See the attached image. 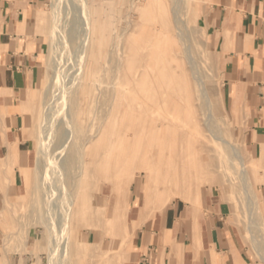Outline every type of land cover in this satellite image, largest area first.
Wrapping results in <instances>:
<instances>
[{
  "label": "rangeland",
  "instance_id": "374dc122",
  "mask_svg": "<svg viewBox=\"0 0 264 264\" xmlns=\"http://www.w3.org/2000/svg\"><path fill=\"white\" fill-rule=\"evenodd\" d=\"M86 1L39 0V10L43 11L45 20L39 26L38 33L47 46L37 86L20 112L23 119L20 128L13 130L14 137L8 138L9 141L15 140L16 144L8 142L4 135L6 130H12V125L8 124L5 116L0 120V264H49V243L57 242V237L52 236L49 222L55 223L54 230L58 236L62 231L64 192L67 190L73 196L79 189L84 194V199L80 201L83 209L72 218L68 244L62 242L58 249L59 264H124L132 259L130 252L133 251L138 232L143 226H149L156 214L172 204H178L192 217V225L198 228L199 216L206 212L210 199L216 200L226 212L225 224L238 230L240 238L249 247L247 255L251 261L264 264V152L257 158L249 137L250 114L246 109L231 108L222 84L217 44L218 20L214 9L218 0L178 2L177 14L183 21L182 29L188 33L192 56L206 84L208 95L205 98L208 102L205 100L207 103H202L198 92L192 87V101L187 102L183 96L184 101L174 111L176 133L175 136L172 134V139L176 146L181 142L183 145L189 144L190 155L185 156L187 152H184V165L181 168L178 161L180 153L178 148L175 150V142L171 141L170 148L175 153L174 162L168 168L170 175L166 179H159L155 196L143 208H147L146 213L143 209L138 213L139 207H133L132 202L138 199V205H143L148 191L142 164L152 166L154 163L150 160L153 157L156 161L152 171L158 165L162 172H166L162 142L166 132L164 116L168 114L156 102L157 99L138 96L148 109L144 112L148 125L154 123L162 134L157 133L160 145L151 142L150 136L146 137L135 158L128 157L133 145L121 139L120 129H110L108 117L115 83L136 88L143 83L141 72L148 60V51L142 49L143 45L154 46L156 30L162 42L171 43L162 32L169 28L172 34H176L172 30L171 20L175 0H93L102 28L97 52L99 67L91 81L92 96L83 107L84 123L88 130L86 128L82 136H75L69 122L66 125L64 121L67 120L65 114L69 99L74 96L77 78L79 80L81 75L79 69H83L87 59L89 41L83 39L84 34L88 33L89 18L84 11ZM51 28L57 32L55 41L50 37ZM177 47L174 45V48ZM119 59L122 62L119 63ZM117 61L118 64H115ZM184 65L188 68V63ZM103 93L105 97H101ZM121 100L125 101L123 98ZM47 104L50 106V116L46 137L50 149L43 151L39 149L36 135ZM207 118L210 119L209 130L204 121ZM98 130L102 133L99 139L83 144V136ZM198 130L205 136L202 141L206 139L201 153L196 151L195 145L199 139ZM126 135L128 139L129 128ZM19 142L27 146V153H18ZM229 144L237 149L246 166L244 182L240 180L239 161ZM9 147L12 157L7 158ZM124 158L131 159L128 172L133 176L126 215L112 208L117 197L118 181L124 174ZM83 165L86 176L80 182L78 174ZM42 171L45 179L40 175ZM162 179L165 183H162ZM178 179L180 182L176 183ZM111 216L114 223L110 226L107 219L111 220ZM123 222L126 231L122 227ZM122 247L123 252L120 250Z\"/></svg>",
  "mask_w": 264,
  "mask_h": 264
},
{
  "label": "crops",
  "instance_id": "0c3cea01",
  "mask_svg": "<svg viewBox=\"0 0 264 264\" xmlns=\"http://www.w3.org/2000/svg\"><path fill=\"white\" fill-rule=\"evenodd\" d=\"M38 4L39 0H0V120L5 116L12 125L10 132H4L7 140L15 136L13 130H19L20 112L40 78L47 43L38 33ZM214 9L226 97L233 110L249 112L250 142L260 158L264 152V0H218ZM23 145L17 143L18 153L28 152ZM226 219V212L210 199L196 228L192 217L172 204L138 232L132 259L124 264H259L248 257L249 247L234 226L225 224Z\"/></svg>",
  "mask_w": 264,
  "mask_h": 264
},
{
  "label": "bare ground",
  "instance_id": "6f19581e",
  "mask_svg": "<svg viewBox=\"0 0 264 264\" xmlns=\"http://www.w3.org/2000/svg\"><path fill=\"white\" fill-rule=\"evenodd\" d=\"M159 1L163 2V0H159ZM178 2L179 0H175L173 2L174 15H172V19H171L172 24H173L172 30H175L176 34H172L169 28L165 29V31L162 32V35H164V37H166L167 40L169 39L171 43L168 42V44H166L162 42L161 38H159V35L156 34L157 33V30H156L155 35H157V37L155 39L154 46L153 44L143 45L142 49H147L148 51V53L146 54V57L148 58V60L147 62H145L143 66V70L141 72V79L143 83L138 88H136L135 86L124 87L123 85H120V84L115 85L116 83L114 84L112 82V84L114 85H113V92H112V103L110 106L109 117H108L109 126L111 130L120 129L122 131L121 139L123 141L124 140L129 141V145H133V150H131L132 153L128 157L131 156L132 158H135L138 156L140 144L148 136H150L149 138L151 142H156L158 145H160L159 144L160 140L157 139V133H160V135L162 134L161 130H159L158 127L154 123H151L150 125H148V121L146 120V116L144 114V112L147 111L148 109L145 108V105L142 103V101H140L138 96L142 95L143 97L147 96V97H151V99H157L156 102H159V104H161L159 106L163 107L165 109V113L168 114V116L167 115L164 116V119H165L164 124L166 127V132L164 134L165 140L164 142H162L165 148V158H164L163 167H165L166 172H162L157 167L158 165L152 171V167L153 165L155 167V161H156L153 159V157H152V160H150L152 163H154L152 164V166L150 165L149 167H147L145 166V164H142V170L147 176L148 191L146 192V195L143 198V205L141 206L138 205L139 204L138 199H134L132 202L133 207H139L138 213L141 212V210L144 207H146L150 203L152 198L155 196L154 195L155 187L157 183L159 182V179L161 177L166 179L170 175L168 174L169 173L168 168L171 167L172 163L174 162L173 155L175 153V152L173 153L172 149L170 148L171 141L172 140L174 141V139H172L173 137L172 134L174 135L176 133L174 131L176 130L175 129L176 125L174 124V118L176 116H174V111L177 110L180 103L184 101L182 97L184 96L187 102H190V100L193 99V93H194L192 89L193 87L198 92L197 95L199 96V99L202 101V103H204L203 101L208 100L205 98L208 95L207 90H206L207 88L206 84L204 83L203 76L200 74L198 68L196 67L194 58L191 53V46L189 44L190 42H188V39H189L188 33L185 32V29H182L183 21H181L179 15L177 14L178 5H179ZM86 4L87 6L84 7L85 9L84 11H86V14L89 18L88 28H87L88 33L84 34L83 39L84 40L88 39L89 41V46L87 49V59H86L83 69L81 70L82 72L80 71L81 68L79 69V72L81 73L79 80L76 76L77 81H78V84H76L77 87L75 86L76 92L74 96L72 97V99H69L68 112H66L65 110V112L67 113L65 114V117L67 118V120L64 119L65 120L64 123L67 121L69 122V125L71 126V132L75 136H82L84 135L86 128L88 130V126H86L84 123V117H83L84 108L83 107H84V103H86V100L89 97L91 98L92 96L91 81L96 77V73L98 72V67H99V62H98L99 56L97 52L99 50V36L101 33V29H102L100 27V17L97 14L98 12L97 6L94 4L93 0H87ZM44 20H45V17H44L43 11L39 10L38 15H37L38 25L39 26L42 25ZM171 20L169 24L170 27H171ZM184 26L186 25H183V27ZM53 28H51L50 37L51 39L55 41L57 32L55 31L56 29L54 30ZM143 30H145V28ZM173 40H175V42L176 40H178V43H175ZM174 45H178V47L174 48ZM122 53L121 55H123ZM121 60L122 59H119V63L122 62ZM125 61L128 62V58ZM185 62L188 63V68L185 67L184 65ZM114 63L118 64V61L117 63L116 62ZM115 77L117 78V75H115ZM115 77H114V80L116 79ZM132 78H134V76ZM71 88L72 87H70V89ZM104 95H105L104 93L103 95L101 94V97ZM130 97L132 98L128 100ZM121 98H123L125 101L123 102ZM171 98H174V99L171 100ZM167 101H170L171 104H169ZM206 101L205 103L208 102ZM153 111L154 110H152V112ZM49 116H50V106L47 104L44 109V115L42 116V120H41L42 122L40 123L39 130L36 135V140L39 142V149L43 151L50 149L48 148V145H47L48 138L46 137ZM208 118L204 120L207 130H209L208 122L210 120ZM68 122L66 125H68ZM196 124H198V122H196ZM127 128H129V134H130L128 139H127L128 135H126ZM98 129H100V127H98ZM209 132L211 133V131ZM180 133L182 134V132ZM198 134H199V137H198L199 139L197 140V142H195V145L197 148L196 151L198 153H201V151H203V147H202L204 145L203 142L206 139L202 141L203 137L205 136H203V134H201L199 130H198ZM101 135H102L101 131L98 130L94 132L93 134H88L86 136H83V138L85 137L84 139H82L84 140L83 144H86L89 141L93 142L99 139ZM185 145H183V142H181L180 144L178 143V146H176V142H175V150L178 148V151H179L178 153H180V158H178V161L181 162L180 163L181 168H183V165H184L183 164L184 163V156H183L184 152H187L185 153V156H188L190 155L188 151L191 150L189 144H187L186 146ZM229 146H230V149L234 152V156L239 161L240 180L244 182L246 179V174H247L246 166L244 165L242 158L239 156V152L237 151V149L231 144H229ZM8 157H12V152H11L10 147L7 153V158ZM129 160L131 159L124 158L123 160L124 166H123L122 172L124 174L122 175V177H120V180L118 181V185L116 187L117 197H116L115 202L112 204L113 207L111 206L115 210L116 209L118 211L120 210L119 212L122 211L123 215H126V212L130 206V201L128 199V192H129V185H130V182L132 181L133 176L132 174H129L128 172V167L130 166ZM39 163L40 162H38V164ZM37 168L39 169L38 165H37ZM43 173H44L43 171L42 173L40 172V175L41 174L43 175ZM42 175H41V177H43L42 179H45L44 177L45 175L44 176ZM85 176H86V170L83 165L80 173L78 174V177L80 178L79 181L81 182V180ZM182 176H184V174H182ZM167 181H169V179ZM178 182H180L179 179L176 180V183ZM162 183H165V181L163 180ZM168 183H170V181ZM244 188L246 191L247 187L245 184H244ZM64 193H65V196H64L63 201L65 202V205L62 207V213H63L62 214L63 215L62 231L58 236H56V232L54 230L55 223L53 221L49 222V227L51 229L52 236L57 237L56 243H52V242L49 243L50 244L49 264H59L60 259L58 258L59 256L58 249L62 242L68 244L70 228L72 225V218L76 213L81 212V210L83 209V207L81 208L82 203H80V201L82 198L84 199V194L81 189H79V192L75 193L73 196H71L67 190H65ZM181 193H183V191ZM168 197L169 196H167V198ZM248 200H249V197H248ZM248 202H250V200ZM145 209L147 210V208ZM145 209H143V212L146 213ZM115 210H114V213H115ZM107 220H109L108 222L106 221L107 225H110V226L113 225L114 223L113 218L111 220L110 219H107ZM122 227L124 228L125 231L127 230L125 222H123ZM120 250L123 252L124 251L123 247Z\"/></svg>",
  "mask_w": 264,
  "mask_h": 264
}]
</instances>
